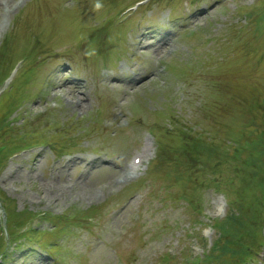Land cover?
I'll return each instance as SVG.
<instances>
[{
	"label": "rangeland",
	"instance_id": "rangeland-1",
	"mask_svg": "<svg viewBox=\"0 0 264 264\" xmlns=\"http://www.w3.org/2000/svg\"><path fill=\"white\" fill-rule=\"evenodd\" d=\"M9 1L0 0V47L11 32L18 44L24 35L46 33L42 39L48 46L42 54L46 68L34 88L17 76L0 107L20 87L11 102L26 105L27 117H45L52 132L69 128L80 142L60 157L49 146L10 157L0 187L19 210L61 215L99 207L91 224H66L67 235L58 237L60 264H173L164 255L178 264H199L193 260L219 236L211 223L227 214L226 198L203 188L197 223V214L177 199L188 194V186L160 178L169 162L146 177L159 143L128 179L126 163L151 131L148 126L167 125L173 115L181 124L205 130V145L215 154L246 148L250 162L263 156L264 145H252L264 138V0L251 23L243 16L247 8L242 9L251 10L259 0H156L136 12L132 6L141 0ZM88 29L112 43L100 50L94 45L98 63L85 49ZM191 32L197 38H188ZM20 46L14 47L16 53ZM36 86L43 92L32 100L31 89L41 91ZM260 162L262 170L246 192H258L264 201ZM137 180H143L138 187L129 185ZM2 215L0 202V220ZM33 249L14 252L10 264H52L42 249Z\"/></svg>",
	"mask_w": 264,
	"mask_h": 264
},
{
	"label": "trees",
	"instance_id": "trees-1",
	"mask_svg": "<svg viewBox=\"0 0 264 264\" xmlns=\"http://www.w3.org/2000/svg\"><path fill=\"white\" fill-rule=\"evenodd\" d=\"M8 50L6 44L0 50V69L5 63ZM39 56V53L36 54L34 60L37 61ZM32 71L33 69L29 70V72ZM15 91V93H21L22 90L19 87ZM16 109L17 107L15 103H13L4 114L0 115V168L11 154L17 153L31 144H36L41 140L51 138V134L48 135L47 133L43 134L41 132L45 127L51 129V125L48 126L49 124H47V122H29L27 125L29 129H31L29 131L31 135H28V133L23 132L21 128L15 126L11 117ZM182 129L184 131H180L176 135V138L178 140L182 139V141H185V144L175 149H164L160 157V160L168 161L172 155L178 154L179 157L187 159L186 161H181L182 163H174L170 168L177 171L174 177L178 176V179H181L180 182L191 183V181H193L196 187L201 188L200 185L204 183V179L199 181L197 172L199 171L198 174H200V171L205 172L202 168V164L207 163L216 164L221 172H228L229 175L240 171V174H234V177H232L237 182L235 191L238 201L233 205V209L230 208L226 217L217 223L216 228L219 236L213 241L212 247L204 253L201 259H199V263L245 264L255 257L263 241L264 201L261 200V196L258 192H246V187L255 183L259 172L262 170L263 165L260 161H264V149L260 151V156H263L261 158L258 156L256 161L252 162L248 160L250 153H247L245 150H240V148H237L236 151L229 150L228 154L225 155L209 153L207 157H204L207 155L203 154L204 151H208L209 149V147L205 146V141L200 139L199 136H189L191 134L184 128ZM35 131H37V135H33ZM60 132L61 130L54 134L53 140L55 143H59L58 141L65 140L67 137ZM186 139L188 142H186ZM259 144L264 145V139L259 140V142L252 146H257ZM228 157L236 159L240 164L234 163L228 168L220 162ZM173 158L176 159L175 156ZM215 177L214 174L213 177H210V181L212 182ZM223 183L226 185L233 184L231 178L224 179ZM229 190L232 192L231 189ZM193 197L194 196H192L191 199ZM0 198L4 201V209L7 213L10 246H15V248L18 249L31 248L33 245L48 248V245L44 243V239L46 238L45 234L47 232L34 229H28L23 232L20 230L30 220L32 213L28 210L18 212L13 202L6 197L1 189ZM187 200L192 203L191 200ZM87 213L88 211L57 216L48 214L44 218L52 219L55 223V228L57 226L56 222L59 224H77L82 226L83 220L89 217ZM66 228L67 227L61 229V232H66ZM5 245V238L0 236V256L3 257V262L0 264H7L8 261V255L5 253ZM50 249L49 247L47 250Z\"/></svg>",
	"mask_w": 264,
	"mask_h": 264
},
{
	"label": "bare ground",
	"instance_id": "bare-ground-1",
	"mask_svg": "<svg viewBox=\"0 0 264 264\" xmlns=\"http://www.w3.org/2000/svg\"><path fill=\"white\" fill-rule=\"evenodd\" d=\"M10 8H8L7 10H9Z\"/></svg>",
	"mask_w": 264,
	"mask_h": 264
}]
</instances>
